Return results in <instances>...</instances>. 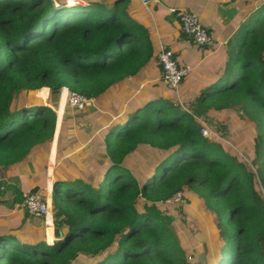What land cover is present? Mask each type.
Returning a JSON list of instances; mask_svg holds the SVG:
<instances>
[{
	"label": "trees",
	"instance_id": "obj_1",
	"mask_svg": "<svg viewBox=\"0 0 264 264\" xmlns=\"http://www.w3.org/2000/svg\"><path fill=\"white\" fill-rule=\"evenodd\" d=\"M74 1L0 0V167H18L55 135L57 114L30 107L31 91L68 88L98 99L154 55L149 30L126 0L111 7ZM250 13L221 78L195 104L161 98L121 116L105 131L100 162L108 157V164L96 185L56 175L55 236L66 228L62 240L31 248L0 238V262L74 264L79 256H101L98 264H189L177 218L162 207L193 199L215 221L228 264H264V3ZM39 97L43 104L45 93ZM211 110H240L254 125L262 150L249 154L250 164L204 138ZM140 150L156 155L138 177L129 164L143 163ZM179 192L182 201L170 203ZM15 196V204L25 199L20 191Z\"/></svg>",
	"mask_w": 264,
	"mask_h": 264
},
{
	"label": "crops",
	"instance_id": "obj_2",
	"mask_svg": "<svg viewBox=\"0 0 264 264\" xmlns=\"http://www.w3.org/2000/svg\"><path fill=\"white\" fill-rule=\"evenodd\" d=\"M117 1L120 0H79L75 5L86 6L88 2H99L111 7ZM262 3L264 0H159L145 6L141 0H126L124 5L128 12L149 30L154 55L135 76H128L100 98L94 99L92 108L85 112L68 110L67 118L60 122L62 126L56 145L55 178L57 174L71 180L81 177L96 185L102 175L93 182L89 176L86 177L80 166H84L87 161L98 166L108 164V157L103 163L100 162V158L104 159L106 156L103 155L105 131L112 124L115 125L121 116L133 113L146 103L161 98L169 99L173 103L177 99L180 102L177 104L185 106L195 104L201 92L221 78L228 61L229 47L235 43L243 24L252 16L250 12ZM172 9L176 11L172 12ZM183 11L196 14L200 18L213 39L211 45L199 47L190 37L183 34L180 25V15ZM162 48L172 50L181 66L192 68L178 92L172 91L163 81L161 66L157 60ZM138 97H143V100L138 102ZM118 98L122 99L119 108L116 107ZM53 141L54 137L44 144L37 145L18 167H0L1 239L23 242L31 248L41 241L50 246L54 245L50 243L51 239L59 241L55 234V238L51 235L48 237L41 219L28 216L19 207L20 204H15V195L19 191L25 197L37 189L36 193L43 195L47 192L46 198L52 199L49 166ZM53 158L54 154L51 158V168ZM176 228L187 257H192V261L188 259L189 264H216L220 255L223 256L224 241L220 238L217 228L213 235L210 234L209 228L207 239L200 242L184 237V228ZM188 232L193 237L202 236V233L196 234L198 230ZM61 234L64 238L66 228ZM202 254L204 259L200 261ZM100 260L101 256H79L74 264H98Z\"/></svg>",
	"mask_w": 264,
	"mask_h": 264
},
{
	"label": "rangeland",
	"instance_id": "obj_3",
	"mask_svg": "<svg viewBox=\"0 0 264 264\" xmlns=\"http://www.w3.org/2000/svg\"><path fill=\"white\" fill-rule=\"evenodd\" d=\"M71 1L72 0H70V2ZM74 2L76 3V1ZM241 34L242 33H239L236 38L238 42L243 37V35ZM234 45L235 44H232L229 48L233 47ZM197 72L194 73L195 77L197 76ZM194 87L196 88V84H194ZM191 89L194 90L192 87ZM126 93L127 92H125V94ZM143 97L141 98L138 97L137 101L141 102L143 100ZM28 100H29V94L27 95L26 102H28ZM51 100H52V106L55 105L57 107L56 110L58 112L59 120L61 122L65 116L64 115L65 98H63L62 101H60L59 93L52 92ZM178 102L179 101L176 99L175 103ZM121 103H122V99L118 98L116 107L119 108ZM30 107L32 106L30 105ZM208 114L209 116L211 115L210 116L211 118L210 117L209 118L212 120L211 122H209L208 120H207L208 123L206 122L208 128L211 130V137L209 138L210 140L223 142L225 145V150L229 152V154L234 155V152H237L247 164L251 163L250 158L248 157L249 154L251 155L252 153L253 156L260 155L262 150V143L259 132H257L254 125L248 120V117L244 116L240 110H231L229 112L227 111L215 112L214 110H211ZM139 153L141 154L140 157L142 158L143 163L142 164L140 163V166H137L134 162L131 161V163L129 164L133 174L138 177L141 175L139 173L140 170L146 172V169L145 170L143 169L144 164L147 163V161L153 160L156 155L154 151H150V150H140ZM80 169L84 170V174L86 175V177L89 176V178L93 182L96 181L97 178L100 177L103 173V168L91 161L90 162L87 161V163H84V166H80ZM260 188L263 191V187L261 186ZM47 195L48 194L46 192L42 196L46 198ZM263 196H264V192H263ZM141 205L142 204L140 203V208ZM204 207L205 206H202V203L200 201H195L192 199L187 204L182 201L179 205L178 204L170 205L169 207H162V209L166 211L168 210L167 211L168 213L174 214L176 217H179L177 218L176 222L173 225L179 226L180 228H184V232H183L184 237H187L196 242H200V241H205L207 239V230L209 228L211 235H213L216 232V228H217L215 221L212 222L211 219L210 220L208 219L210 213L208 214ZM182 213H184V216L181 215ZM189 230H198L199 232H197L196 234L202 233V236L193 237L188 232ZM180 238L181 237L179 236V239ZM0 264H5V263L0 262ZM216 264H228V263L226 258L220 255V259L218 262H216Z\"/></svg>",
	"mask_w": 264,
	"mask_h": 264
},
{
	"label": "built area",
	"instance_id": "obj_4",
	"mask_svg": "<svg viewBox=\"0 0 264 264\" xmlns=\"http://www.w3.org/2000/svg\"><path fill=\"white\" fill-rule=\"evenodd\" d=\"M143 5L148 6L151 3L159 2V0H141ZM175 9H172V12H175ZM180 25L181 31L186 36L190 37L193 42L199 47H206L213 43L208 30L201 23L200 18L193 13L183 11L180 15ZM157 60L162 70V78L164 83L175 92H178L184 80L190 75L192 68L191 66H181L176 59L175 53L172 50H167L162 48L157 56ZM53 92V91H52ZM51 89L41 88L39 90L31 91L29 93L28 104L32 107L40 106L44 108H49L58 114L56 106H52L51 100ZM41 93H45L44 103L40 104L43 100L42 97H39ZM65 98V110L71 108L79 112H85L86 110L94 106V99L87 98L79 93L72 92L68 88H62L59 91V99ZM59 101V103H60ZM58 103V105H59ZM59 111V110H58ZM58 116V115H57ZM202 135L205 139L211 137V130L208 128L207 124L203 122ZM182 201V193H177L170 202L178 203ZM19 207L28 215L38 219H41L45 225L46 233L50 238H55V212L53 201L51 199L45 198L42 194L39 193H29L25 196L24 201L19 205ZM49 242V241H48ZM55 240L53 241L54 244ZM189 261H192V257H188Z\"/></svg>",
	"mask_w": 264,
	"mask_h": 264
},
{
	"label": "water",
	"instance_id": "obj_5",
	"mask_svg": "<svg viewBox=\"0 0 264 264\" xmlns=\"http://www.w3.org/2000/svg\"><path fill=\"white\" fill-rule=\"evenodd\" d=\"M67 3L70 5V0H67ZM226 5H229V4H226ZM59 91L60 90L57 89V88H55L53 90L54 93H59ZM61 126H62V123L60 124L59 115H58V124H57L56 132H55V135H54L53 152H52L51 157H50V166H49V179L51 178V180H50V182H51V193L53 192L54 182H55V173H54L55 172L54 171V167L55 166H54V164H55V158H56V145H57L58 136H59V133H60V130H61ZM53 154H54V158H53L54 161H53V165H52V168H51V158H52ZM51 198H52V194H51ZM51 202H52V199H51ZM58 238H59V240H61L63 238V235L61 234ZM203 259H204V254H202L200 256V261H203Z\"/></svg>",
	"mask_w": 264,
	"mask_h": 264
},
{
	"label": "clouds",
	"instance_id": "obj_6",
	"mask_svg": "<svg viewBox=\"0 0 264 264\" xmlns=\"http://www.w3.org/2000/svg\"><path fill=\"white\" fill-rule=\"evenodd\" d=\"M44 108V107H43Z\"/></svg>",
	"mask_w": 264,
	"mask_h": 264
}]
</instances>
